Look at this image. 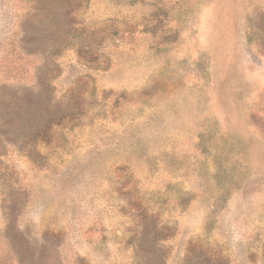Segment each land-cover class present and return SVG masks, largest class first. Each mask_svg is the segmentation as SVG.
<instances>
[{
	"label": "rangeland",
	"instance_id": "obj_1",
	"mask_svg": "<svg viewBox=\"0 0 264 264\" xmlns=\"http://www.w3.org/2000/svg\"><path fill=\"white\" fill-rule=\"evenodd\" d=\"M71 2L61 122L32 144L0 97V264H264V0ZM37 4L0 0V89L34 87Z\"/></svg>",
	"mask_w": 264,
	"mask_h": 264
},
{
	"label": "trees",
	"instance_id": "obj_2",
	"mask_svg": "<svg viewBox=\"0 0 264 264\" xmlns=\"http://www.w3.org/2000/svg\"><path fill=\"white\" fill-rule=\"evenodd\" d=\"M37 3V5L42 7L39 8L40 11L45 9L47 13L51 12V15L54 14L52 13L54 3L60 5L58 6L60 9L59 14L62 15V22L59 24L60 27L58 31L53 29V25L55 24L54 18H50L51 16L49 15L45 18L44 23H42L44 24L42 32L39 31L34 39L24 37L22 41L21 48L26 54L31 57L39 56L42 58L41 65L36 68L34 87H3L0 89L1 91L4 90L0 95L1 99L7 101V112L1 114V116L8 115L9 118L21 119L23 129L27 131V134H23V137H29V142L32 144L37 142L40 137L45 138L47 130L52 124H59L63 117L51 112L54 95L47 72L50 66V60L56 55L55 52H52V49L55 47L67 49L75 46L79 48L89 46L88 33L77 30L70 24L71 0H37ZM46 50H50V52L46 53ZM28 157L32 160L31 154ZM192 258L193 255L187 257L185 264L192 262ZM206 263L209 264V261L206 260ZM162 264L164 263L162 262Z\"/></svg>",
	"mask_w": 264,
	"mask_h": 264
}]
</instances>
